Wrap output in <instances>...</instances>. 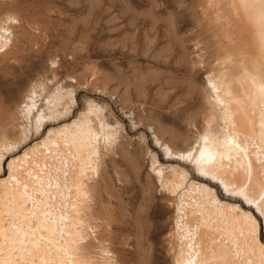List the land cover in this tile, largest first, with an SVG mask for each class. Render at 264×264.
Segmentation results:
<instances>
[{
    "label": "rangeland",
    "instance_id": "374dc122",
    "mask_svg": "<svg viewBox=\"0 0 264 264\" xmlns=\"http://www.w3.org/2000/svg\"><path fill=\"white\" fill-rule=\"evenodd\" d=\"M217 15L209 0H0V145L25 123L23 96L31 84L53 90L58 82H67L77 98H96L104 112L95 156L99 171L86 170L92 169L88 162L83 170L91 176L90 184L95 182L90 187L95 205L84 214L97 218L100 231L93 235L88 230L87 246L79 249L82 257L99 264L103 240L115 264L170 263L162 230L170 225L171 207L162 199L165 190L151 166L155 150L149 139L157 135L183 148L179 135L196 138L212 117L197 82L207 80L209 69H220V41L231 22ZM213 123L226 128L216 117ZM107 130L116 132V141L108 140ZM7 178L0 174V189ZM52 179L58 187L52 192L55 209L76 200L74 184L60 193L59 178ZM14 211L0 217V226L13 220L16 227L22 225V214ZM0 241V264H50L37 251L21 258L9 236Z\"/></svg>",
    "mask_w": 264,
    "mask_h": 264
},
{
    "label": "bare ground",
    "instance_id": "6f19581e",
    "mask_svg": "<svg viewBox=\"0 0 264 264\" xmlns=\"http://www.w3.org/2000/svg\"><path fill=\"white\" fill-rule=\"evenodd\" d=\"M209 2L216 6L218 18L225 16L231 22L219 43L218 73L209 69L207 80L197 82L212 117L196 138L179 135L183 148L157 135L149 139L155 150L151 166L165 190L162 199L171 207L162 243L171 264H264V0ZM72 88L64 81L53 90L43 83L31 84L23 96L25 123L13 139L5 138L0 145V174L8 175L0 189V217L15 210L23 222L18 227L14 220L6 228L0 226V237L9 236L21 258L37 251L50 264L60 258L64 261L59 264H97L82 257L79 249L87 246L88 230L93 235L100 231L97 218L84 214L93 204L90 187L95 182L90 184L91 176L83 170L85 162L92 168L85 169L94 173L100 167L95 156L104 112L96 98L80 100ZM215 117L225 129L213 125ZM115 133L108 132L109 141L117 139ZM84 149L88 155H82ZM53 176L63 186L60 193L73 184L77 187L71 206L59 210L52 206L56 195L52 192L58 191ZM102 241L99 264H115L111 247ZM64 251L71 254L69 259Z\"/></svg>",
    "mask_w": 264,
    "mask_h": 264
}]
</instances>
